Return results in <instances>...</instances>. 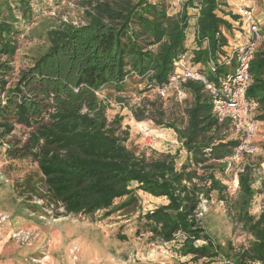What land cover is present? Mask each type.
<instances>
[{
    "label": "trees",
    "instance_id": "trees-1",
    "mask_svg": "<svg viewBox=\"0 0 264 264\" xmlns=\"http://www.w3.org/2000/svg\"><path fill=\"white\" fill-rule=\"evenodd\" d=\"M81 1L84 23L61 22L46 29L45 47L9 87L17 36L32 19L33 9L30 0H0V137L14 124L32 128L25 151L38 172L36 178H24L23 188L44 202L32 205L33 212L61 206L65 215H92L122 198L116 208H130L140 190L166 200L142 217L151 240L169 243L181 236L178 254L206 264L217 258L230 264H264V214L250 213L255 192L249 169L239 175L235 198L215 176L241 137L229 138L233 127L229 121L218 122L204 84L187 80L179 85L185 93L183 114L167 124L157 92L159 106L157 101L132 109L135 120L142 121L146 105L153 107L161 119L157 124L174 131L186 153L180 166L173 155L148 158L129 149L122 117L108 120L98 97L106 87L123 93L130 82L143 85L140 93L157 91L169 83L175 59L189 51L190 64L218 85L231 69L218 65L212 72L209 56L216 60L223 53L228 44L222 31L231 32V23L240 15L222 11L226 3L221 0H185L174 15L168 14L166 0ZM189 9L195 12L192 49L186 45ZM260 33L246 97L256 104L255 119L264 122V27ZM166 99L177 100L174 94ZM213 193L230 205L232 217L251 238L246 246L222 244L202 226L197 210L201 199L210 201Z\"/></svg>",
    "mask_w": 264,
    "mask_h": 264
},
{
    "label": "rangeland",
    "instance_id": "rangeland-1",
    "mask_svg": "<svg viewBox=\"0 0 264 264\" xmlns=\"http://www.w3.org/2000/svg\"><path fill=\"white\" fill-rule=\"evenodd\" d=\"M30 1L33 17L17 36V49L10 59L13 69L7 76L9 87L14 86L19 73L45 47L43 35L46 29L61 22L74 25L84 23L86 7L81 0ZM184 1L166 0L168 14L179 13ZM221 1L226 3L221 10L231 15H239L241 7L250 8L259 27H264V0ZM193 13V9L188 10L191 22L188 35H191L193 28ZM226 18L232 21L230 17ZM224 33L228 37L227 44H234L232 31L224 30ZM192 39L193 35L186 41L188 49L193 48ZM126 87V91L119 94L109 87L98 93L99 99L106 105L108 120L116 115L122 117L121 131L128 133L126 146L136 154L144 153L148 158L173 155L180 166L186 153L174 131L157 124L156 120L161 119L154 115L155 109L146 105L148 112H145L146 118L142 121H136L132 114L133 108L157 102V91L140 93L143 85L133 82ZM168 95H173L172 90L168 91ZM166 98L160 99L165 124L171 122L173 117L180 119L185 106L184 100ZM1 131L0 128V135ZM31 131V127L14 124L8 135L0 137V264H206L205 260L193 261L178 254L181 236L169 243L150 239L142 217L166 200L154 198L140 190L135 191L137 204L130 208H116L121 205L122 198L116 199L112 208L92 215H65L61 206H44L33 212L32 205H42L44 202L23 188L24 178H36L38 172L30 152L25 151ZM231 137L238 135L230 134ZM252 139L256 150L236 160L225 159L226 167L222 170L218 168L215 176L226 186L228 195L235 198L239 189V175L247 167L255 192L250 213L258 217L264 214V124L260 125ZM215 195L212 194L210 201L201 199L197 217L201 219L202 226L222 244L230 241L235 247L246 246L251 238L232 217L230 205L216 200ZM210 264L230 263L217 258Z\"/></svg>",
    "mask_w": 264,
    "mask_h": 264
},
{
    "label": "built area",
    "instance_id": "built-area-1",
    "mask_svg": "<svg viewBox=\"0 0 264 264\" xmlns=\"http://www.w3.org/2000/svg\"><path fill=\"white\" fill-rule=\"evenodd\" d=\"M240 19L232 22V34L235 43L224 47L223 53L215 60L209 56L208 67L214 72L218 65L230 67V71L223 76L218 85L209 83L197 66L189 62L191 53L180 55L173 62V73L167 85L157 89V93L163 99L168 97V91L172 90L177 100H183L185 93L179 89V85L187 80L200 81L211 95L212 109L218 122L229 121L241 141L232 156L227 160H236L239 156L254 152L253 137L258 132L260 122L255 119L256 104L247 99L246 93L250 85L249 67L254 52L262 40L259 23L250 8L240 9ZM224 33V31H222ZM225 34V33H224ZM226 35V34H225ZM227 37V36H226ZM228 38V37H227Z\"/></svg>",
    "mask_w": 264,
    "mask_h": 264
},
{
    "label": "crops",
    "instance_id": "crops-1",
    "mask_svg": "<svg viewBox=\"0 0 264 264\" xmlns=\"http://www.w3.org/2000/svg\"><path fill=\"white\" fill-rule=\"evenodd\" d=\"M241 9V8H240ZM190 38H191V35H190Z\"/></svg>",
    "mask_w": 264,
    "mask_h": 264
}]
</instances>
